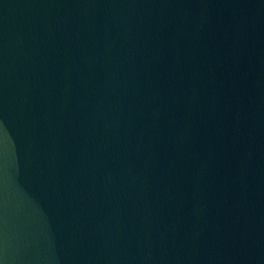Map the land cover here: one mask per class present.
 Masks as SVG:
<instances>
[{"label": "water", "instance_id": "water-1", "mask_svg": "<svg viewBox=\"0 0 264 264\" xmlns=\"http://www.w3.org/2000/svg\"><path fill=\"white\" fill-rule=\"evenodd\" d=\"M0 264H264V0H0Z\"/></svg>", "mask_w": 264, "mask_h": 264}]
</instances>
